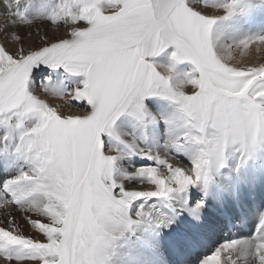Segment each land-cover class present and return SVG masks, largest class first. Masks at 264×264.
<instances>
[{
  "label": "snow or ice",
  "instance_id": "obj_1",
  "mask_svg": "<svg viewBox=\"0 0 264 264\" xmlns=\"http://www.w3.org/2000/svg\"><path fill=\"white\" fill-rule=\"evenodd\" d=\"M257 10L0 0V264H264Z\"/></svg>",
  "mask_w": 264,
  "mask_h": 264
},
{
  "label": "bare ground",
  "instance_id": "obj_2",
  "mask_svg": "<svg viewBox=\"0 0 264 264\" xmlns=\"http://www.w3.org/2000/svg\"><path fill=\"white\" fill-rule=\"evenodd\" d=\"M37 2H38V0H26V4H27V6L29 8L32 7V4H35ZM0 19H3V17H0ZM249 19H250L249 21L251 22V24L257 22L256 20H258V19L264 20V13H261V14L254 13L253 15H251L249 17ZM63 34H64L63 30L61 29V31L59 32V35H63ZM248 56H249V64L250 65H255L256 61H257V53H256L254 48L251 50V54L248 55ZM169 57H170V55L164 50L159 55H157V57H155V58H158V60L161 59V61L158 62L157 64L168 65L169 64V62H168V58ZM174 71L176 73H178L179 75H181V76L184 73H186L185 72V67L183 65H181V64H178L177 66H175L174 67ZM188 91L190 92L191 89L189 88ZM39 94L41 95V98L46 99L50 104L57 105V104H61L62 103L61 101H59L57 99H53V98H50V97H44L42 93H39ZM252 231H254V228H253V225H252L251 222H247L245 224H237L235 229L233 230L234 234H242V235H248Z\"/></svg>",
  "mask_w": 264,
  "mask_h": 264
},
{
  "label": "rangeland",
  "instance_id": "obj_3",
  "mask_svg": "<svg viewBox=\"0 0 264 264\" xmlns=\"http://www.w3.org/2000/svg\"><path fill=\"white\" fill-rule=\"evenodd\" d=\"M255 13L261 14V13H264V10H257ZM249 20H250L249 17H237L229 21L228 23L232 26L233 29L237 30V34L239 35L249 33V32L264 31V20L258 19L256 20L257 22L253 24H251ZM165 51L170 55V53L173 51V48L169 46V48L165 49ZM155 57H146L145 59L149 62L154 63L155 65L161 61V59L158 60V58H155ZM244 60L246 61L247 64H249V56L244 57ZM168 62L170 63V57L168 58ZM259 63H264V51L257 53V61L255 65ZM178 64H181L185 67V72L191 71L193 67L191 63L187 61L176 63L175 66H177ZM25 234H27V230H25Z\"/></svg>",
  "mask_w": 264,
  "mask_h": 264
}]
</instances>
